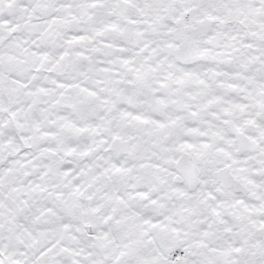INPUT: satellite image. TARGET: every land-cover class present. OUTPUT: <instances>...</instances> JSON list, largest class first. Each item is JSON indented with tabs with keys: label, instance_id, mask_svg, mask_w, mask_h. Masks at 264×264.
I'll use <instances>...</instances> for the list:
<instances>
[{
	"label": "snow or ice",
	"instance_id": "obj_1",
	"mask_svg": "<svg viewBox=\"0 0 264 264\" xmlns=\"http://www.w3.org/2000/svg\"><path fill=\"white\" fill-rule=\"evenodd\" d=\"M0 264H264V0H0Z\"/></svg>",
	"mask_w": 264,
	"mask_h": 264
}]
</instances>
